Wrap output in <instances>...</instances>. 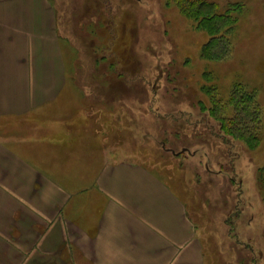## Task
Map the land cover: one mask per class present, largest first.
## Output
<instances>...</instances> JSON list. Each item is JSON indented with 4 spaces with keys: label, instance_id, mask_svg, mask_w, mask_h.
<instances>
[{
    "label": "rangeland",
    "instance_id": "obj_1",
    "mask_svg": "<svg viewBox=\"0 0 264 264\" xmlns=\"http://www.w3.org/2000/svg\"><path fill=\"white\" fill-rule=\"evenodd\" d=\"M49 1L58 15L67 71L86 73L81 86L90 92L84 96L81 86L73 91L75 86L68 83L73 92L38 109L40 119L53 123L43 135L59 143L77 137L73 120L85 119L84 104L98 92L93 106L100 124L89 122L80 135L82 148H93L88 149L92 159L86 155L81 159L86 166L91 161L101 168L127 160L152 169L184 203H190V216L198 224L216 234L230 232L232 244L223 241L220 264H264V0H205L217 3L220 13L230 3L242 6L230 36L231 56L219 62L201 57L208 36L168 0ZM106 47L103 55H113L114 69L109 67L110 57L100 65L98 49ZM206 74L213 78L208 80ZM237 83L255 91L261 109L259 141L254 145L229 137L207 112L202 121L197 113L201 104L211 105L202 86L216 87L226 102ZM226 112L230 116L231 108ZM212 132L224 133L228 143L222 144ZM136 137L148 143L142 145ZM161 139L171 146L197 145L198 155L175 157L160 148ZM234 244L240 251L233 250Z\"/></svg>",
    "mask_w": 264,
    "mask_h": 264
},
{
    "label": "crops",
    "instance_id": "obj_2",
    "mask_svg": "<svg viewBox=\"0 0 264 264\" xmlns=\"http://www.w3.org/2000/svg\"><path fill=\"white\" fill-rule=\"evenodd\" d=\"M58 22L49 0H0V264H220L230 232L198 224L152 169L81 160L93 158L80 135L100 124L98 92L73 120L77 137L43 135L53 123L36 111L87 80L67 71Z\"/></svg>",
    "mask_w": 264,
    "mask_h": 264
},
{
    "label": "trees",
    "instance_id": "obj_3",
    "mask_svg": "<svg viewBox=\"0 0 264 264\" xmlns=\"http://www.w3.org/2000/svg\"><path fill=\"white\" fill-rule=\"evenodd\" d=\"M168 2L174 4L180 13L192 19L196 24V28L208 36L207 42L201 45L200 55L203 59L219 62L231 56L232 43L230 36L238 21V14L242 13L241 5L230 3L225 11L220 13L219 5L215 2L205 0H168ZM106 49L107 47L98 49V56L101 55L99 58L102 62L100 65L104 64L107 58L110 57L111 60H108L111 63L109 67L114 69L116 61L112 62L113 55H103L102 51ZM119 76L122 75L119 74ZM204 77L208 80L213 78L211 74H206ZM132 90L134 91V89ZM201 91L208 96L211 105L203 106L201 104L198 113L207 112L208 116L220 123V129L224 130V133L234 140H241L247 146L258 143L257 132L261 124V109L256 102L255 91L248 90L244 85L237 83L231 89L226 102L218 97L217 88L214 86H202ZM226 108H231V115L228 117L226 116ZM224 133L212 132V135L221 139L220 141L224 144L227 142ZM157 142L161 149L171 152L176 155L175 157H181L184 154L194 156L200 148L197 145L194 147L193 145L190 147L187 145L171 146V143L166 139ZM228 162L231 163L230 160ZM204 169L208 171L207 164Z\"/></svg>",
    "mask_w": 264,
    "mask_h": 264
},
{
    "label": "bare ground",
    "instance_id": "obj_4",
    "mask_svg": "<svg viewBox=\"0 0 264 264\" xmlns=\"http://www.w3.org/2000/svg\"><path fill=\"white\" fill-rule=\"evenodd\" d=\"M136 138L139 140L138 143L141 142L142 145H144L145 143H148L147 140H145V139H140L138 137H136Z\"/></svg>",
    "mask_w": 264,
    "mask_h": 264
},
{
    "label": "flooded vegetation",
    "instance_id": "obj_5",
    "mask_svg": "<svg viewBox=\"0 0 264 264\" xmlns=\"http://www.w3.org/2000/svg\"><path fill=\"white\" fill-rule=\"evenodd\" d=\"M146 102H148V96H147V100H146Z\"/></svg>",
    "mask_w": 264,
    "mask_h": 264
}]
</instances>
